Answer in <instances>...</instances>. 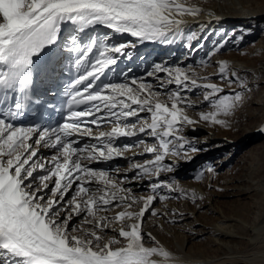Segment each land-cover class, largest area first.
I'll return each instance as SVG.
<instances>
[{"label":"snow or ice","instance_id":"6c2138e0","mask_svg":"<svg viewBox=\"0 0 264 264\" xmlns=\"http://www.w3.org/2000/svg\"><path fill=\"white\" fill-rule=\"evenodd\" d=\"M200 13L188 0H0V264H169L170 252L143 230L145 215L171 198L163 190L202 197L160 179L173 171L166 158L199 151L186 127H228L252 92L250 74L226 61L217 62L218 82L183 61L140 76L116 66L145 42L186 41L190 59L207 36L185 34L184 18ZM222 47L214 42L208 57ZM141 145L149 158L130 160L122 176L119 166H91ZM204 171L214 169L197 180ZM133 181L147 191L124 186Z\"/></svg>","mask_w":264,"mask_h":264},{"label":"bare ground","instance_id":"6f19581e","mask_svg":"<svg viewBox=\"0 0 264 264\" xmlns=\"http://www.w3.org/2000/svg\"><path fill=\"white\" fill-rule=\"evenodd\" d=\"M263 1L188 0V3L191 5L199 7L201 9V13L199 16H186L184 18V32L187 34L188 32L195 31L198 36L206 35L207 40L204 42V47L192 52L190 59L187 61L185 60V57L188 55L189 49L182 46L180 44L181 41L179 40L172 45H161L150 42L149 47L145 50L140 45H137L136 48L129 49L128 51L132 53L131 58H137L140 55L147 56L148 53L155 55L160 53V57L172 56V60H174V57L184 53L185 55L181 59L186 61L185 63L191 62L196 71L199 69L196 67L202 66V68L200 67L201 70H205L207 67L216 66L219 61H226L231 70H236L239 73L250 74L248 79L250 80V84L252 83V91H254V89L260 90L264 87V38H260L258 40L254 47V51L247 50L240 53H228L224 56H218L216 54L211 58H209L208 55L205 56L204 54L210 49L214 42L219 43V40L223 38L228 26L230 25H233L234 27L236 26L235 31L232 30L234 34H242L243 36L245 35V37L250 33L251 29H254L255 34L259 33V29H264ZM228 18L240 20L230 21ZM241 29L244 30L241 31ZM102 31L106 30L102 29ZM131 39L133 38L129 36L117 35L113 37L115 42ZM192 43L195 47L198 41H193ZM147 51L148 53H146ZM152 56L153 55L149 56V59L144 66V60L142 61L141 59L142 62L139 64L140 67L136 69L134 74L137 72L140 73L142 66L144 68L148 64L160 58ZM153 58H155V60ZM169 61L171 60H167L165 63H168ZM201 61H203L204 64H201ZM205 64L208 66H204ZM121 69V65L116 66L117 72ZM206 72L208 74L206 77L216 75V71L211 68L207 69ZM197 73L204 77L198 71ZM200 91L201 90H199V92ZM247 101L248 100L246 99L243 104H249L248 102L250 100L248 102ZM252 105V115L257 112H262L264 116V91H262L259 96L253 100ZM249 112L247 114H249ZM255 125L259 128L264 127V120L261 124L259 122V124L256 123ZM196 127L200 129L197 131V134L203 135V131L208 134H204L201 139H196L197 142H202L206 139L213 140L215 138L216 134L213 131H210L206 125L198 123L196 124ZM254 128L245 129L236 140L240 142L243 139V136H247L246 140L248 141L252 140L253 138L252 136H249V133L254 131ZM188 129L189 127L184 129L185 134L189 132ZM259 134L261 136L264 132L260 131ZM121 140L122 139L117 142H121ZM214 142L217 143L215 146L210 148V151L214 153H219L228 146L226 142ZM42 150L43 153L49 151L47 149ZM133 154L134 153H130L127 155L131 156ZM245 155H243V160L246 159L244 160L245 165L243 166L241 173L233 179L228 177L224 184L220 187L224 191H227V199L233 198L234 200H237L236 202H226L235 204L236 206L230 205L225 207V205H222L221 208H217L212 204L211 198L207 196V192H205L207 190L202 189L201 186H196L193 192L197 193V197L205 198L204 201L202 200L200 207L206 209L205 211L207 212L204 214H208V212L212 213L215 217L214 220H212L213 222L211 221V223H206L205 225L203 224V227L199 229H196L195 226L191 227L189 225L183 230V232H180L177 235L172 233V237L167 234L168 232H163V238L153 236L167 251L170 252L172 259L169 264H264V155L259 158L254 156V154H249L254 160L250 162L249 156L246 157ZM128 159H130V157H128ZM209 181L210 178H208L206 180L207 183L203 185L209 187L211 185ZM188 188L191 187L188 186ZM189 191L191 190L188 189V192ZM240 201L247 202L241 204ZM213 202L215 201L213 200ZM189 210L192 209L187 206L178 210L175 212L178 215H173L172 219L175 220V217H182L184 213L191 212ZM216 211L218 214H214ZM109 230L112 232V236L116 235V233L111 229ZM206 235L207 242L205 245L195 246V244H191L195 238L205 237ZM146 243L151 245L152 241L148 240Z\"/></svg>","mask_w":264,"mask_h":264},{"label":"rangeland","instance_id":"374dc122","mask_svg":"<svg viewBox=\"0 0 264 264\" xmlns=\"http://www.w3.org/2000/svg\"><path fill=\"white\" fill-rule=\"evenodd\" d=\"M228 20L239 21L240 19L228 18ZM235 28L236 26L234 27L233 25L228 26L225 35L223 36V38L219 40V42L223 43V47L220 48L219 52L217 53L218 56H224L228 53H240V52H244L247 50L254 51V47L256 43L258 42V40L260 38H264V29H259L258 34H255L254 29H251L250 33L245 37V35L243 36L242 34L240 35L234 34L232 30L235 31ZM244 29H241V31ZM185 42L186 41H181L180 44L184 46ZM212 47L213 45L210 47V49ZM209 50L205 52L204 54L205 56L208 54ZM156 55H157V58H159L161 54L158 53ZM156 55L152 57H156ZM184 55L185 54L182 53L181 55L174 57V60H172L173 58L172 56L160 57L159 59L148 64L146 67L143 68L142 66L140 73H143L146 70V68H150L154 64V62L155 63H165L167 60H171L167 64H176L177 62L183 61V59L181 58ZM186 61H183V62H186ZM200 67L202 68V66H199L196 68H199L197 71L201 73L203 76L208 75L206 70L209 68L214 69L217 73L216 66L207 67L205 68V70L204 69L201 70ZM140 73L137 72L136 73L137 76H139ZM209 78H211L213 82H218L217 75L211 76ZM255 90L256 89H254V91H252L251 94L250 93L248 94L250 99L247 97V100L248 101L250 100L249 102L248 101L247 102L251 105L246 103V104H242L241 106H239L236 109L235 114L228 118L229 120L228 127L219 126V125H210L205 122H200L206 125L210 131H213L216 134L213 140L206 139L205 141L197 142L196 139H201L204 136V134L205 135H208V134L204 131H203V135L197 134V131L200 129H198L196 125L188 126L189 132L185 134V131H184V134L186 137H188L193 142V144L195 145L197 149H199V151L189 152L187 157L180 156V157L166 158L165 163L171 162V164L173 165V171L161 173L160 179L166 180V181H175L179 185V187L183 189V191L187 193L189 196L192 193H195L193 192V190L196 186H201L202 189L207 190L205 191L207 192L206 193L207 196L211 198L212 204L216 206L217 208L218 207L221 208L222 205H225V207L230 206V205L236 206L235 204L226 202V201L236 202L237 200H234L233 198L227 199V194H226L227 191L226 190L224 191L222 188H220L221 185L224 184V182L226 181L228 177L233 179L235 176L241 173V170H243V166L245 165L244 160H246V159L243 160V157H244L243 155L246 154L245 155L246 157L249 156V162L254 161L253 158L249 154H252V155L254 154V156L259 157V158L264 155V134L260 136L259 134L260 128L256 127L255 125L256 123L259 124V122L261 124L264 120V116L262 112L261 113L257 112L254 115H252L251 113V110L253 109V105H252L253 100L257 96H259V94L262 91H264V87L260 90H256V91ZM230 91L231 89L225 87V92H230ZM198 94H199V90H197L196 92H193L191 95L195 99ZM201 100H202V97L196 100V103L199 105V107L202 110H205V111L208 110L207 106L201 103ZM248 112L249 114H247ZM189 115L192 116L193 118L198 119V113L195 110H190ZM193 127L195 128L194 131H193ZM248 128H254V131H251L249 133L250 134L249 136H252L253 139L248 141L246 140L247 136H243L242 137L243 139L240 142H238V140H236L237 137L238 136L240 137L241 133L245 129H248ZM139 138L140 137H135L131 140H128V142L136 141ZM146 139H148L149 141L151 140V138H146ZM214 141L226 142L228 146L226 147V149H224L223 151L219 153L211 152L210 148L215 146V144L217 143ZM124 142L126 141H123V143ZM125 144H131V143H125ZM136 148H138L139 150H135L133 148L132 150L125 152L124 155L127 156L126 159L125 157L122 159H117L116 166H119L121 168L119 175L121 176L124 175V171L128 169L130 160L134 159L136 161H144L149 158L147 154H139V155L134 156V158L128 159L127 154L143 152V145L136 147ZM115 163L116 162L114 159L112 161L101 163V164H108V166H111L112 164H115ZM95 165L97 164H93V166ZM209 166L214 169V172L208 173L204 171L203 177L197 180L196 179L197 174L201 172L202 170L207 169ZM105 167L106 165L102 166V168H105ZM110 168H113V167H110ZM129 171H127V174L129 176L133 175V172L132 171L129 172ZM113 175H116V173H113ZM208 178H210L209 183L211 184L209 187L203 185L207 183L206 180ZM145 183L146 181H133V182H126L124 186L127 188H131L134 194L142 195L147 191L146 188L142 187ZM188 186L191 188H188ZM188 189L191 191L188 192ZM163 191L165 192L166 195L170 196L171 198L165 201L157 200L153 204L152 209H154L157 212L156 216H151L148 213H146L145 221L143 223V230L145 233L150 232L152 236H155L157 238H163L164 236L163 232L164 233L168 232L167 234L172 237V233H175L177 235L178 233L183 232V230L186 229V227L189 225L191 227L195 226L196 229H199L203 227V224L205 225L206 223H211V221L214 220L215 217L212 215V213L208 212V214H204L207 212L205 211L206 209H204L203 207H200L202 200L204 201L205 198L198 199L195 203H193L191 199L184 198V196H182L179 192L168 193L167 190H163ZM195 194L197 195V193ZM213 200L215 202H213ZM246 202L247 201H240L241 204L246 203ZM186 206L192 209V210H189L191 212H186L184 213L182 217H179L180 219L175 217V220H173L172 219L173 215L171 214L177 212L178 210L183 209ZM116 211H120V209H116ZM192 212H193V215H192ZM113 214L114 213H112L111 215ZM214 214H218L217 211L214 212ZM194 222H197V223H194ZM106 231L109 236H112V232L109 229ZM205 237L195 238L191 244H195V246H200V245L203 246L207 242L206 241L207 235Z\"/></svg>","mask_w":264,"mask_h":264}]
</instances>
